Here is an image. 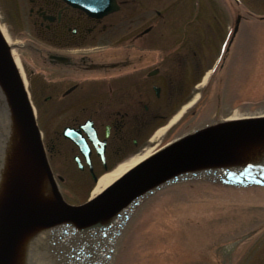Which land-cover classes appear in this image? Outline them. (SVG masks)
<instances>
[{
  "label": "flooded vegetation",
  "instance_id": "1",
  "mask_svg": "<svg viewBox=\"0 0 264 264\" xmlns=\"http://www.w3.org/2000/svg\"><path fill=\"white\" fill-rule=\"evenodd\" d=\"M1 1L8 30L26 35L16 49L21 55L30 52L39 72L48 75V82L37 79L36 90L47 92L50 121H65L49 137L50 149L57 145L63 153L65 148L64 155H71L88 175L133 155L148 142L156 125L195 91L200 49L177 51L191 44L194 28L170 27L182 37L165 42L169 13L151 9L153 0H141L138 11H128L138 0H114L117 9L103 15L88 14L63 0ZM21 65L32 95L33 71L26 73ZM64 81L71 83L65 87ZM64 127L83 137L89 148L87 159L63 135Z\"/></svg>",
  "mask_w": 264,
  "mask_h": 264
},
{
  "label": "rangeland",
  "instance_id": "2",
  "mask_svg": "<svg viewBox=\"0 0 264 264\" xmlns=\"http://www.w3.org/2000/svg\"><path fill=\"white\" fill-rule=\"evenodd\" d=\"M138 1V3H131L128 11H138L143 4L141 0ZM1 2L0 0V25L7 34L9 43L12 47L14 46L13 53L23 63L25 72L33 71L30 73L32 82L29 84L32 91L31 100L37 109V123L44 145L48 148L49 137L53 136L54 130L60 129L65 121H50L48 112L50 102L44 100L47 92L36 90L37 79L48 82V75L39 72V66L36 65L30 52H26L28 56L21 55V51L16 49V45L24 42L26 35L13 34L8 30L9 19L3 17L5 10L2 8L5 7V3ZM150 6L151 9L167 10L169 13L165 25L168 31L165 41L167 43L176 42L175 38L182 37L181 34L173 33L174 30L172 31L170 28L171 24L174 28L184 26L185 21L183 22V20L194 21V35L190 37L194 42L192 41L193 43L187 45L186 48L183 46L177 51L181 52L189 47L200 49V63L201 59L207 57L205 53L210 54L211 61L220 56L233 28L236 12L241 13L244 18L239 22L235 45L231 49L230 56L228 55L225 76L222 75L224 71L216 73L214 79L221 76L219 82H215L214 85L208 83L198 87L200 97L196 101L195 110L196 112L200 111L194 115L195 117H191L187 113L182 129H177L175 133L189 130L203 123V120L211 118L216 92L220 94L221 102L225 106H229L228 109H221L224 117L233 115V113L247 116L264 114V19L258 17L264 16V0H237V3L231 0H161V2L153 0ZM192 11H196V15ZM188 25L190 28L192 27L191 22ZM204 63H206L205 60H203L201 68H204ZM69 83L71 81H64L61 85L67 87ZM191 97L194 98L193 95ZM64 100L62 99V101ZM208 112L209 115L206 114ZM198 114L203 115L204 118H196ZM188 126L190 127L187 128ZM145 145L144 143L141 146ZM140 147L134 154L140 151ZM62 151L63 153H59L56 145L50 149V153L47 155L55 175L63 177V180L58 183L64 199L71 204H78L91 195L95 184L87 177L86 171L78 170L71 155H64L65 148ZM121 161L122 159L118 160V162ZM198 191L196 185L191 187L186 182L165 185L163 188L152 191L153 194L142 196L135 202L136 205L129 206L121 213L122 218L117 219L109 230L107 238L104 239L103 251L110 255V257L105 255L107 264H263L264 233L260 238H256L254 241L249 240L246 243L238 241L233 245V242L229 241L222 249L220 246H216L217 251L212 249L211 253L206 251V246L209 244L212 246L215 242L223 245L225 243L223 233L233 231L234 235L239 234L240 229L245 231L252 228L258 221L264 219V209L257 214L243 193L237 194L234 199V190L230 188L226 191L225 200L217 197L212 203L199 198V202L196 203L195 194L197 195ZM252 201L264 202V193L254 197ZM243 203L245 204L243 213L245 217H242V210L234 209L236 205L242 206ZM224 204L225 206H221ZM213 224H217V228L212 226ZM115 226L118 229L115 228V233L112 235V229ZM212 228L217 234L211 232ZM102 239H94L96 248ZM112 243H114V247ZM47 245H49L48 256H64L61 254L62 250L65 251L66 248L62 247L61 249L55 243ZM50 246H54L56 249L52 250ZM111 248H114V251ZM247 248H249L248 254L242 256L241 253ZM35 251L38 255L35 263L42 264L47 253L43 247H38L37 250L29 252V259ZM99 251L100 248H97L95 253ZM219 254L221 255L220 260ZM203 258L208 260H203ZM94 259H96L95 256ZM63 260H57V262L67 264ZM93 261L91 257L85 256L77 264H92Z\"/></svg>",
  "mask_w": 264,
  "mask_h": 264
},
{
  "label": "water",
  "instance_id": "3",
  "mask_svg": "<svg viewBox=\"0 0 264 264\" xmlns=\"http://www.w3.org/2000/svg\"><path fill=\"white\" fill-rule=\"evenodd\" d=\"M65 1L92 14L101 15L117 8L114 0ZM0 86L19 123L18 133H21L22 141L20 144L37 169L35 177L44 175L52 196L48 203L38 199L39 197L33 201L27 196V188H24V194L16 187L12 188L10 193L13 199L8 196L7 201L2 202L0 207V264H12L21 234L33 226H51L65 221L87 226L102 221L112 217L139 194L172 173L199 166L232 164L243 159L246 161L250 157L246 159V154L239 150L253 143L258 142L259 145L264 142V116L248 117L199 129L137 164L98 195L73 205L63 199L49 168L32 105L1 32ZM247 153L250 154L248 151ZM251 158L256 159L254 163L261 159ZM20 172L21 169L15 175L26 176L25 182L20 184L16 179L15 186L27 187V171L26 174Z\"/></svg>",
  "mask_w": 264,
  "mask_h": 264
},
{
  "label": "bare ground",
  "instance_id": "4",
  "mask_svg": "<svg viewBox=\"0 0 264 264\" xmlns=\"http://www.w3.org/2000/svg\"><path fill=\"white\" fill-rule=\"evenodd\" d=\"M1 31L3 34H5L3 29ZM12 56L19 66L15 53L12 52ZM177 116L178 115H176L175 118H177ZM237 116L238 114L235 113L231 118H235ZM162 130L163 129L159 130L154 134V136L158 137ZM20 142L22 141L20 133H18V125L14 114L10 111H7V108L2 107L0 104V203L6 202L8 196L9 199H13L10 192L12 191V188L15 187L16 189L22 191L21 193H23L24 188H27V196H30L33 201L34 198H38L37 193H39L41 194L40 198L46 199V203H48L50 200V195L48 193L46 180H44L43 177H35L37 175V169L30 160L29 156L23 150ZM257 143L248 145L245 149H240L239 151L246 154V157L249 156L253 158H264V142H261L259 145ZM151 151L152 149H146L143 153L130 157L129 159L119 163L112 170L101 174L95 182L91 195L94 196L95 194H98L118 176L148 156ZM247 151L250 154H248ZM243 157L245 158V155ZM244 162H246V164L249 163V165L251 163V161L247 160ZM259 164L264 165V159L260 160L258 162V165ZM217 166L221 171H237L240 169L235 164L223 163ZM19 169H21L20 174H26L25 171H27L26 175H28L29 179L27 187L23 186L20 188L19 185L15 186L16 179L18 182L20 181V184L22 181L25 182L26 179V176L24 177V175H15ZM201 170H205V168H201ZM107 221L109 222V219ZM108 222L103 221L100 224L92 226L90 229L78 228L74 224H58L51 227L38 225L23 232L21 234V238L26 239V241H29L30 238H34L33 243L39 239L34 246L35 249L37 250L38 247H43L47 253L46 259H43L42 264H62L61 262H57L58 258H54L56 257L55 255L48 256L49 245L47 244L50 242L58 244L61 249L62 247L66 248L65 251L62 250V252H64V256H59L60 259H64L67 264H77V262L82 261L83 257L85 256H93V258L95 256V260H97L99 254L95 253L96 250H93L95 248L94 236L96 237V234H99L100 239V235H102V237H106L109 226ZM50 248L52 250L56 249L54 246H50ZM97 248L99 249L100 247L97 246ZM13 255L15 256V254ZM37 259L38 255L35 251L28 264H36L35 262Z\"/></svg>",
  "mask_w": 264,
  "mask_h": 264
},
{
  "label": "trees",
  "instance_id": "5",
  "mask_svg": "<svg viewBox=\"0 0 264 264\" xmlns=\"http://www.w3.org/2000/svg\"><path fill=\"white\" fill-rule=\"evenodd\" d=\"M194 185H196V187L199 190H206L203 193L199 194L201 200H208V201H211L212 203L217 197H219L222 200L224 198L222 195V190L226 188L227 186L229 187V185H227L225 181H218V180L197 181L191 184V187H194ZM212 226H215V228H217V224H213ZM211 232L217 234L214 228H212ZM223 234L225 237L224 242H227L228 240H230L229 233H223ZM220 245L221 244H219L218 242H215L214 244H212V246H210L209 244L206 246V251L207 250L212 251V249L214 250L215 248H217L216 246H220Z\"/></svg>",
  "mask_w": 264,
  "mask_h": 264
}]
</instances>
